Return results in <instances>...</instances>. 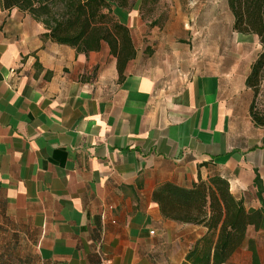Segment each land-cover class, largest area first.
Instances as JSON below:
<instances>
[{
	"label": "crops",
	"instance_id": "obj_1",
	"mask_svg": "<svg viewBox=\"0 0 264 264\" xmlns=\"http://www.w3.org/2000/svg\"><path fill=\"white\" fill-rule=\"evenodd\" d=\"M112 9L135 47L122 73L108 43L45 39L0 0V233L30 252L23 264H183L207 228L163 216L153 193L166 182L220 175L264 208V127L246 83L257 34L234 29L228 0Z\"/></svg>",
	"mask_w": 264,
	"mask_h": 264
},
{
	"label": "trees",
	"instance_id": "obj_2",
	"mask_svg": "<svg viewBox=\"0 0 264 264\" xmlns=\"http://www.w3.org/2000/svg\"><path fill=\"white\" fill-rule=\"evenodd\" d=\"M157 0H143V6ZM113 2L127 7L130 0H1L6 9L19 8L42 22L45 39L70 45L78 52L98 50L109 44L117 57L122 73L127 61L135 56V47L128 26L113 12ZM234 15V29L257 34L261 50L247 77L254 99L264 76V0H228ZM254 99L251 117L257 127H264V110ZM257 196L261 200V182L255 179ZM153 200L163 216L171 221L207 228V233L189 250L183 264H226L245 245L252 255L251 264H261L254 239L248 231H264V208L248 209L243 199L235 197L230 183L220 175L200 179L191 187L171 182L159 185Z\"/></svg>",
	"mask_w": 264,
	"mask_h": 264
},
{
	"label": "rangeland",
	"instance_id": "obj_3",
	"mask_svg": "<svg viewBox=\"0 0 264 264\" xmlns=\"http://www.w3.org/2000/svg\"><path fill=\"white\" fill-rule=\"evenodd\" d=\"M161 10V9H159ZM245 46L258 48L259 43L255 37H249L244 43ZM246 49V48H245ZM254 102L257 108L264 110V76L258 87ZM7 234V233H6ZM12 237L0 233V264H23L22 260L30 252L26 248L13 245L10 243ZM248 238L254 239L257 245V253L261 264H264V233H258L253 228L248 231ZM8 239V244H4V240ZM252 255L247 245L239 250L232 259L226 264H251Z\"/></svg>",
	"mask_w": 264,
	"mask_h": 264
},
{
	"label": "built area",
	"instance_id": "obj_4",
	"mask_svg": "<svg viewBox=\"0 0 264 264\" xmlns=\"http://www.w3.org/2000/svg\"><path fill=\"white\" fill-rule=\"evenodd\" d=\"M105 264H110V263H105Z\"/></svg>",
	"mask_w": 264,
	"mask_h": 264
}]
</instances>
